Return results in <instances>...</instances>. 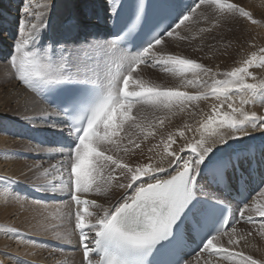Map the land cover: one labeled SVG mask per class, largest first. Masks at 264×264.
Segmentation results:
<instances>
[{"label":"snow or ice","instance_id":"6c2138e0","mask_svg":"<svg viewBox=\"0 0 264 264\" xmlns=\"http://www.w3.org/2000/svg\"><path fill=\"white\" fill-rule=\"evenodd\" d=\"M31 5L32 0H27L26 19L20 21L27 28V35L15 42L14 52L7 62L17 69L19 81L35 92L47 91L51 104L56 105L50 111L43 108L39 116L26 117L29 121L42 120L43 124L33 123L32 126L56 133L53 143L60 145L48 148L40 144L29 146V150L37 154L60 157L56 164L48 167L35 163L29 168L32 190L59 198L64 208L60 219L70 225L59 231L52 230L50 238L78 248L82 253L81 264H193L188 258L193 253H196L195 264H214L213 257L230 259L232 264H262L237 250L244 241L237 230L241 221L256 224L257 217L261 218L259 227L264 233V203L253 201L249 204L244 194L247 192V177L242 166L247 163L251 170L254 155L249 154L248 149L221 152L220 146L228 149L230 141L250 136L249 127L264 134V116L253 113L237 119L235 114L242 109L227 102L233 91L248 97L241 100L242 105L264 102V81L258 84L246 82L249 77L256 79L249 71L250 67L257 64L264 67V49H260L259 55L252 52L242 66L216 73L196 60L163 51L166 38L179 36L180 26L190 21L200 9L210 10L217 19L238 15L256 23L252 14L228 0H191L186 5L176 2L175 14L169 13L173 23L179 21L176 28L169 30L172 24H166L153 33L151 29L148 32L143 30L147 18L143 0H133L130 15L123 24H118L117 19L122 4L116 0H104V16L97 14V19L117 28L111 39H100L98 33L89 32L79 47L66 48L53 37L41 50L36 47V42L48 27L47 10L55 6V0L43 5L44 13H34ZM160 7L169 9L173 4L161 0ZM32 18L38 19L39 23H32ZM89 36L97 38L89 39ZM124 43L133 44L136 50L122 48ZM90 52L118 56L119 61L113 62L126 75L118 72L112 76L110 67L105 65L107 74L102 78L95 61L104 59V56H89ZM146 63L179 77L189 86L207 87L209 82L201 79L200 73L211 75L212 87L205 93H190L180 88L149 87L139 79L133 81V72ZM190 73L194 79H187ZM208 95L217 99L223 97V100L219 105L211 106L212 114L201 128L208 130L216 125L220 130L213 131L210 142L201 138L180 149L181 152L189 150L190 157L178 156L172 150L171 145L175 143L172 133L163 142L169 158L167 168L152 164L150 158L148 163L133 167L107 153V146H115L125 153L130 151L128 147L120 149V142L126 122L129 126L140 127L136 123L138 118L132 115L134 104L144 103L171 110ZM226 102L232 114L223 110ZM159 123L162 125L163 121ZM152 134L147 133L148 136ZM184 134L183 130L179 132L180 137ZM127 144L131 150L141 147L131 138ZM173 165L175 170L170 171ZM4 179L11 184L18 183L12 177ZM233 180L239 186L240 194L235 211L223 198L224 192L233 186ZM261 183L264 184V178ZM117 191L120 194L106 204L85 198L92 193L109 197ZM259 195L264 196V188ZM15 199L26 200L27 197L15 193ZM34 203L41 205L43 201ZM241 203L243 207H239ZM246 209L249 213L254 210L256 216L246 215ZM43 230L49 231L48 228ZM10 231L17 238H23L20 229ZM221 237H226L227 246L221 243ZM192 244L196 247L193 248ZM197 249L201 251L197 253ZM94 256L97 259L94 260Z\"/></svg>","mask_w":264,"mask_h":264},{"label":"rangeland","instance_id":"374dc122","mask_svg":"<svg viewBox=\"0 0 264 264\" xmlns=\"http://www.w3.org/2000/svg\"><path fill=\"white\" fill-rule=\"evenodd\" d=\"M39 1L40 0H32V10L34 9V6L38 7L40 5ZM96 1L97 0H80L81 4L78 6V10L80 9L82 11V17H79L77 10L74 9L77 6V0H70L68 6L70 7V9H74V11H76L75 15L78 16V18H81L82 21L86 22L87 16H91L90 13H86V9L89 10L91 8L89 7V4L87 5L86 3L95 5ZM249 1H253L252 3L256 2L261 7V9H258V12L255 13L256 17L252 16L253 20H255L256 23H253L246 18L239 17L238 15L225 17L223 19H217L210 10L200 9L190 21L180 26V28L178 29L180 33L179 36L174 35L173 37L166 38L167 42L163 47V51L165 52V54H179L183 57L196 60L198 63L203 64L205 67L211 68L213 73L231 71L233 67L242 66L243 61L250 56L245 54L244 52H241L242 56H238L237 60H235V63H238V65L232 66L231 64H226L228 68L221 69L220 67L216 66L214 64V58L216 54L215 50H224L228 46L234 44L233 37L236 35L235 25L237 24L234 22H236L237 20L239 21V19H243L244 21H246V31L245 29L243 30V36L246 33H249V29L253 28L252 26L257 27L258 29L256 37L245 36L246 48L252 47V52H257L258 55L260 54V49H264V0H228V2L231 3L242 4L241 6L244 7L245 10L253 12L251 7L249 6V4H251V2ZM13 2V0H0V5H4L5 7L4 12L7 13L8 11L10 13H14L11 16L12 22L11 19L9 20V26L10 28H14L13 31L0 29V39L3 41H5L6 38L8 40L10 38V40L15 39L14 42H16L21 38V36L27 35V28L20 23L21 20L26 19L24 8L27 4V0H17L15 4ZM50 3L51 0H45L40 6L43 7V5ZM13 5L15 6L13 7ZM98 5L102 6L103 8V5L99 4V0ZM4 12L2 11L1 15H5ZM43 12H45V8H43ZM97 14H93L92 22H95ZM205 17H207V19ZM75 20L76 19H72L70 20V22H68L69 20H63L57 14L56 4L54 7L49 8L47 10L46 21L48 23V27L41 33L39 41L36 42V47H39L42 50L43 47L47 46L51 42V38L53 37L57 38L59 42L62 43L66 48L79 47L81 43H84V37L89 32L85 35L83 31H81L80 33H78L79 31H77L76 36H69L71 34V31H67L66 29L72 27L75 28V25L78 24V22H76ZM203 20L205 22H203ZM1 21L2 20H0V22ZM230 21L233 22L231 23ZM13 22H15V24ZM201 22L203 23L199 26ZM36 23H39L38 19ZM193 30H203V34L201 35L200 40L192 42L193 37H190L189 39L187 38V36H189L191 31ZM78 34H82L83 36H78ZM182 37H184V39H182ZM88 38L90 39L91 37L89 36ZM76 41L79 42L76 43ZM233 46L236 47V45ZM57 47H59V44L57 45ZM3 53L4 50L2 51L0 49V62L6 63L7 68L9 67L8 69H10L9 74H12H10L11 79H6L3 81L1 80V84L4 83V85H10L11 83V86H9L10 88L13 87L12 83L15 81L22 88L33 91L32 89L27 88L21 81L18 80L17 77L19 73L17 72V69L9 66L7 62L9 59L7 58L8 55L6 53L4 57ZM88 55L95 57L104 56V59H97L95 61V63L98 65L101 77L104 76L105 64L110 59L111 54L105 56L103 53L90 52L88 53ZM239 57H242L240 62L238 60ZM144 65L149 66V70L141 72L139 71V66L133 72V81L139 79L144 81L145 84L149 87L160 86L180 88V90L188 91L190 93H205L210 91L212 87L211 81L213 77L211 75L206 76L203 73H200V78L209 82L207 87L199 84H197L196 86H189L184 84L179 77H175L169 73H165L159 67H154L149 63H146ZM259 69H262V67H259L258 64L250 67L249 71L252 72L253 76L256 79L251 81L252 78L249 77L247 78L246 82L258 84L259 82L264 81V74H261L259 76V74L255 73V70ZM124 74L126 75V72ZM169 75H171V77H168ZM194 78L195 77L191 73L187 76V79ZM215 79H223V77H215ZM2 88L3 87L0 86V91H3ZM233 92L230 93V100L227 102H231L233 103L234 107L242 109L240 113L235 114L237 119H244L246 115H251L253 113L257 116L263 115L261 114V111L263 109L262 107L264 106L262 101L248 103L249 105H251L249 108L247 104H241V100L247 99L248 97L242 93H237L235 91ZM36 95L38 96V92H36ZM1 96H3V94H1ZM215 98V96L208 95L206 98L202 97L200 100L194 101L191 104L182 107H173L171 110L164 108H154L153 106L144 103L134 104L132 115L138 118L136 123L140 124V127H136L135 124L129 126V122H126L124 125V132L121 133L122 141L120 142V149L128 147L130 151L125 153L123 151L117 150L115 146H107V153L116 156L123 162L129 163L128 160L132 161L133 157H137L138 153L141 152V147L140 149L131 150V146L127 144L128 139L131 138L140 143L141 146L149 143L151 145V147L150 145H148V152L145 151L147 154L145 156H141V161L135 159L131 165L135 167L137 164L148 163L149 158L152 164H156L158 161L157 159L159 158V154L161 152H164L163 142L166 141L168 135L172 133L175 137V143L171 145L172 150L176 151L178 156L184 155L186 153V155L191 154L187 149H185L184 152H181L180 149L188 143H195L200 140L197 136V133H199L197 132V130L201 129V125L203 123H206L207 117L212 114L211 106L214 104L219 105L222 101ZM227 102L224 104L223 110L232 114L231 110L227 108ZM255 103H259L258 112L253 110L255 108ZM11 108L12 106L3 105V103L0 102V137H9L10 140H24L27 141L28 145L19 146L18 144H16V142L13 143L12 141L0 146V162L2 163L1 169L3 170V175H0V179L2 180H0V186L2 185L1 188H4V191L7 187H10L9 189L7 188L8 191L4 192L6 199L11 196L13 197L15 196V193L20 192L24 194L27 199L15 200L12 203L7 202L4 203L3 206L0 205V215H3V218H0V264H28V262H31V264H69V261L71 259L74 260L76 258L81 262L82 253L78 248L68 247L65 245L68 248L62 249L56 246V243L58 242L50 238L52 230L59 231L65 227H70V225L67 224L66 220L60 219L61 212L64 210L61 200L57 198V200L43 202L41 206L34 203V201H36L37 199L33 198L27 192V189L31 188L29 183L31 179L29 175V168L35 163H43L45 167H48L50 164H56L60 157L55 156L54 154L50 157L49 155L37 154L30 151L29 146L35 145L34 142L16 135V133H18V131L22 128H25L24 130L26 131V127L23 125H27V123H25L27 121L22 116V119L20 118V116L17 117V115L13 111H11ZM17 119H19V121H17ZM161 120L163 121L162 125L159 123V121ZM37 130L38 129H36V131ZM181 130H183L185 133L183 137L179 136V132ZM148 132H152L153 134L148 136ZM187 132H189L190 135H188ZM145 136H147V139H145ZM250 136L251 137L245 139L243 142L248 144L252 141V143L257 144L261 141H264V136ZM238 143H240L239 140ZM231 146V151H233L234 149H236L237 145L233 144ZM43 147L48 148L49 146ZM4 177H12L14 179L17 177L18 179H20H16L18 181L17 184H11V182L5 180ZM13 189L14 192L12 191ZM9 193L12 194L10 195ZM49 195L53 196L52 194ZM97 197L99 196L95 193H92L88 194L85 198L95 199ZM113 198L114 194L111 195V199ZM224 199L225 201H227L226 198ZM251 201L252 203L253 201L256 203H264V196H261L258 193ZM58 208L60 209V211L57 210ZM245 214L256 216L254 210L249 213V211L246 209ZM260 219L261 218L257 217L256 224H246L243 221L237 224L239 235H242L244 237V241L241 242V245L239 246V248H237V250H242L245 255H250L253 259L264 264V233H262L259 227ZM14 228L21 230V232L23 233L22 239L17 238L11 233L10 230ZM44 228H48L49 231L45 232L43 230ZM220 239L221 243L224 244V246H227L226 237H221ZM33 240L36 242L32 243ZM204 257L207 258V253H204ZM212 259L214 260V264H232V261L230 259H225L222 257H213ZM192 260L193 264H195V258H192Z\"/></svg>","mask_w":264,"mask_h":264},{"label":"bare ground","instance_id":"6f19581e","mask_svg":"<svg viewBox=\"0 0 264 264\" xmlns=\"http://www.w3.org/2000/svg\"><path fill=\"white\" fill-rule=\"evenodd\" d=\"M14 2V4H15V2L17 1V0H13ZM45 0H40L39 1V4L41 5L43 2H44ZM69 1L70 0H55V4H56V11H57V14L63 19V20H69L68 22H70V20H72V19H76L75 21L76 22H78V24L77 25H75L76 27L74 28V27H72V28H67L66 30L67 31H71V34L69 35V36H76L77 35V31H79L78 33H80L81 31H83V32H87V30H89V28H91V27H93V28H95L96 29V25L97 24H99V21H98V19L96 18L95 19V22H92V16H93V14L94 13H98L99 15H102V16H104V11H103V8H104V0H99V4H101V5H103V8H102V6H100V5H98V0L95 2V5H93V4H91V3H86L87 5L89 4V7H91L89 10L88 9H86V13L88 14V13H90L91 14V16L90 17H88L87 16V20H86V22L85 21H82L81 20V18H78V16H76L75 15V12L76 11H74V9L75 10H77V12H78V15H79V17H82V11L79 9L78 10V6L81 4L80 3V0H77V3H76V7L72 10V9H70V7L68 6V4H69ZM119 1L120 0H118L117 1V3L119 4ZM234 1H237V0H234ZM90 2V1H89ZM249 2H251V4H249V6L251 7V9H252V11L253 12H251V11H249L251 14H252V16L254 17L256 14L255 13H257L258 12V9H261V7L256 3V2H254V3H252L253 1H249ZM181 5H186V4H190L191 3V0H180V2H179ZM38 6V7H35L34 6V9L32 10L34 13L35 12H43V8L44 7H42V6ZM84 5V4H83ZM240 6L242 5V4H239ZM15 5H13V7H14ZM249 7V8H250ZM3 9V10H2ZM5 7H4V5H0V20H2L1 22H0V29H3V30H7V31H10V30H12L13 31V29L14 28H10V26H9V20L12 18L11 16H12V14H14V13H10V12H8L7 11V13L6 12H4L5 10ZM16 9V8H15ZM88 10V11H87ZM4 12L5 13V15L4 14H2L1 15V12ZM44 13V12H43ZM21 16V15H20ZM256 17V16H255ZM91 21V22H90ZM11 22H12V19H11ZM32 23H36L37 22V19H35V18H32V21H31ZM203 22H205L204 20H203ZM203 22H201L200 24H199V26L203 23ZM231 23L233 22V21H230ZM14 24H15V22H13ZM234 23H237L236 25H235V27H236V35L233 37V39H234V44L233 45H236V47L235 46H233V45H231V46H228L227 48H225L224 50H219V49H217V50H215V52H216V54H215V58H214V64L216 65V66H218V67H220L221 69H223V68H228V66H226V64H231L232 66H235V65H238V63H235V60H237V58H238V56H242L241 55V52H244L245 54H247V55H251V53H252V47L251 48H249V47H247L246 48V38H245V36L246 37H248V36H253V37H256L257 36V31H258V29H257V27H255V26H252L253 28L250 30L249 29V33H246L244 36L242 35V33H243V30L245 29V31H246V21H244L243 19H239V21L237 20L236 22H234ZM13 24V25H14ZM88 24H90V25H88ZM12 25V24H11ZM242 25H243V27H242ZM84 26V27H83ZM86 26V27H85ZM2 27V28H1ZM234 27V28H235ZM233 28V29H234ZM248 28V27H247ZM9 33V32H8ZM203 34V31H198V30H193V31H191V33H190V35L189 36H187V38L189 39L190 37H193V41L192 42H194V41H197V40H200L201 38V35ZM193 35V36H192ZM48 36V35H47ZM90 39H92V38H90ZM15 40V39H14ZM14 40H10V38H9V40L6 38V40L5 41H3V40H1L0 39V49L3 51L4 50V53H3V56L4 55H6V53H7V55H8V57L7 58H9L10 59V54L11 53H13L14 52V45H15V42H14ZM79 41H76V43H78ZM9 53V54H8ZM5 57V56H4ZM241 58L242 57H239V62H240V60H241ZM228 61H231V62H228ZM234 64V65H233ZM10 66V65H9ZM231 67V66H230ZM9 68V67H8ZM7 68V64L6 63H2V62H0V81L2 80H6V79H11L10 77V74H12V73H10L9 74V71H10V69H8ZM145 70L147 71V70H149V66H145V65H142V66H140V69H139V71H141V72H145ZM260 71H261V73H260ZM255 73L256 74H259V76L261 75V74H264V67H262V69H259V70H255ZM168 77H171V75H169ZM253 79H251V81H252ZM0 84H1V82H0ZM0 86H2L3 88V91H0V102H2L3 103V105H6V106H12V110L11 111H13L16 115H17V117L18 116H20V118H21V116L23 117V118H25V120L27 121V122H25V123H27V125L25 124V125H23V126H25L26 127V131L24 132V130H23V132L25 133V135H31V134H33V132L34 131H36V129H38L37 130V132H39V133H43V134H45L46 132H48V131H50V130H48L47 128H44V127H33L32 126V124L33 123H35V124H37V125H40V124H43L44 122L42 121V120H39V119H37V120H35V121H29L28 119H26V117H33V116H39L40 115V113H41V110L43 109V108H49V111L51 110V107H49V105L46 103V102H44L41 98H40V96L38 95H36V92L35 91H30V90H28V89H24V88H22L21 86H19L18 85V83L17 82H13L12 83V86L13 87H10L9 88V86H11V83H10V85H4V83H2ZM7 88V89H6ZM234 93V92H233ZM1 94H3V96H1ZM234 97V96H233ZM212 98V97H211ZM217 98V97H216ZM215 98V99H216ZM214 99V100H215ZM233 99V98H232ZM231 99V100H232ZM210 100V99H209ZM220 100H223V97H221L220 98ZM212 101V100H211ZM217 102V101H216ZM259 103H255V108L253 109L254 111H256V112H258V110H259V105H258ZM263 104H264V102H263ZM200 105V104H199ZM203 106V105H202ZM247 106H249V108H250V106L251 105H249L248 103H247ZM262 106V105H261ZM258 108V109H257ZM263 109H262V111H261V114H263L262 116H264V106L262 107ZM2 113V112H1ZM4 113H7V112H4ZM3 114V113H2ZM16 117V118H17ZM22 119V118H21ZM17 121H19V119H17ZM18 123H20V122H18ZM17 123V124H18ZM21 123H22V121H21ZM220 129H218L217 128V126L216 125H212L208 130H204V129H200L199 131L197 130V132H199V133H197V136L199 137V139H201V138H204L206 141H209L210 142V138H211V134L213 133V131H219ZM189 131V130H188ZM193 131V130H192ZM247 131L248 132H250L251 133V135H255L256 137L257 136H264V134H261V132L258 130V129H252L251 127H249L248 129H247ZM51 132V134L52 135H55V136H57V134L56 133H54V132H52V131H50ZM187 134L188 135H190L189 134V132H187ZM54 136V137H55ZM255 136H252V137H255ZM249 137H251V136H248V137H245V138H243V139H241V140H239L240 141V143H238V140H236V141H233V142H230V144L231 145H233V144H236L237 146H236V149H234V150H236V151H240V150H245V149H248L249 150V152H251L255 147H258V146H260V144H262V143H264V141H261V142H259V143H252V141L250 142V143H248V144H246L245 142H243L245 139H247V138H249ZM197 138V137H196ZM27 140V139H26ZM53 139H50V142H53L52 141ZM13 141V143L14 142H16V144H18L19 146H26V145H28L27 144V141H24V140H13V139H11L10 140V138L9 137H5V136H1L0 137V146L1 145H5V144H7L8 142H12ZM248 142V141H247ZM50 145L52 146V147H58V146H56L55 144H53V143H50ZM148 145H150V143L149 144H144V145H142L141 146V152L140 153H138V155H137V157H133V160L132 161H130V160H128L129 161V164H132L133 163V161L135 160V159H138V160H140L141 161V156H145L147 153L145 152V151H147L148 152ZM150 147H151V145H150ZM221 147V152H224V151H228V152H231V149H232V146L230 147V148H228V149H224L223 148V146H220ZM163 149V148H162ZM161 152V151H160ZM145 153V154H144ZM143 154V155H142ZM187 154V153H186ZM186 154H184V155H180V156H184L185 158H188V157H190L191 156V154H188V155H186ZM218 155L220 154L219 152L217 153ZM148 156V155H147ZM163 157V160L161 159ZM59 160V159H58ZM137 160V161H138ZM158 161H157V163L155 164L156 166H163V167H165V168H167L168 167V164H169V158L167 157V154H165V152H161L160 154H159V158L157 159ZM126 161V160H125ZM154 162V161H153ZM20 164V163H19ZM1 165H2V163L0 162V175H3V170L1 169ZM21 165V164H20ZM175 165H173L172 166V169H170V171H174L175 170ZM21 168V167H20ZM163 175V174H162ZM16 179H18L17 177L15 178V180ZM20 179V178H19ZM18 179V180H19ZM1 180V179H0ZM2 181V180H1ZM17 181V180H16ZM2 186V185H1ZM1 186H0V205L1 206H3L4 205V203H7V202H10V203H12L13 201H15L16 199H15V196H11V197H9L8 199H6V197H5V191H4V188H1ZM8 188V187H7ZM10 188V187H9ZM8 188V189H9ZM11 191V190H10ZM17 192V191H16ZM21 193V192H20ZM114 194V198H115V196H117V195H119L120 193L117 191V192H114L113 193ZM129 194H130V191H129ZM49 195V194H48ZM113 198V199H114ZM96 200H97V202L98 203H107V201L108 200H110L111 199V196H109V197H102V196H99V197H97V198H95ZM252 200V199H251ZM249 201L248 203L250 204V203H252V201ZM38 206V205H37ZM41 206H42V204H41ZM28 213V212H27ZM4 214H5V212H4ZM27 215V214H26ZM0 218H3V215H0ZM195 256H196V254L194 255V256H192L190 259H192V258H195ZM69 264H81V262L79 261V260H77V258L76 259H71L70 261H69Z\"/></svg>","mask_w":264,"mask_h":264}]
</instances>
